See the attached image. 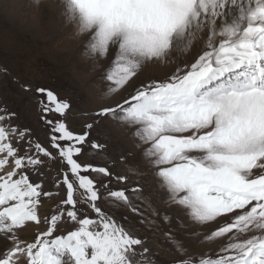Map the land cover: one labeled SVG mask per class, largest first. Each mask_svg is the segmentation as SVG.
Listing matches in <instances>:
<instances>
[{
  "label": "snow or ice",
  "instance_id": "snow-or-ice-1",
  "mask_svg": "<svg viewBox=\"0 0 264 264\" xmlns=\"http://www.w3.org/2000/svg\"><path fill=\"white\" fill-rule=\"evenodd\" d=\"M66 5L79 32L89 34L93 55L107 57L115 48L106 70L110 93L126 87L145 62L162 60L173 48L190 51L198 37L203 41L199 34L205 27L207 50L183 72L177 69L163 81L143 84L121 103L99 108L81 133L69 130L63 120L70 109L66 100L51 90L35 89L44 96L41 111L60 117L42 118L50 128L51 146L67 168L61 203L69 206L66 216L77 227L66 235L53 238L62 212L45 218L47 229L33 242L20 238L29 222L40 223L41 197L50 193L28 174L42 161L21 156L11 143L13 135L22 139L25 131L2 123L13 113L0 114V170L10 168L0 174V236L11 242L0 252V264H19L22 258L26 264H154L144 242L97 204V182L87 173L111 178V171L74 158L89 141L94 123L109 118L135 127L155 175L172 201L196 221L231 217L206 237L229 234L216 256L184 257L177 264H264V0H66ZM232 7L238 14L224 20L225 10L231 15ZM91 147L99 151L104 145L92 141ZM35 149L51 156L39 143ZM77 195L96 218H81ZM108 195L131 203L125 189Z\"/></svg>",
  "mask_w": 264,
  "mask_h": 264
},
{
  "label": "rangeland",
  "instance_id": "rangeland-1",
  "mask_svg": "<svg viewBox=\"0 0 264 264\" xmlns=\"http://www.w3.org/2000/svg\"><path fill=\"white\" fill-rule=\"evenodd\" d=\"M88 37L89 34L80 33L78 23L70 19L66 0H0V114H5V110L14 114L6 116L2 123L25 131L22 139L13 135L11 143L21 156H32L42 161L36 168H29L28 174L32 182L41 184L43 191L50 193L41 197L38 208L40 223L29 222L20 231L22 239L23 230L32 228L29 231L31 236L22 239L25 242H33L37 234L46 231L45 218L51 215L63 212L53 238L66 235L77 227L66 216L69 206L61 203L66 199V186L62 180L67 168L58 157L57 150L52 148L50 128L42 118L60 117L41 111L40 101L44 96L35 89L51 90L61 100H66L70 109L63 120L69 130L81 133L85 131L86 124L93 123L92 113L99 108L121 103L143 84L163 81L177 69L183 72L207 50L200 38L194 41L191 53L173 48L162 60L145 62L126 87L110 93L112 85L106 79V70L114 59L115 48L107 57H97L88 48ZM214 43L218 44L219 40ZM134 133V126L111 118L100 120L90 130V139L83 145L82 153L74 154L82 165L107 167L112 173L111 178L95 172L87 173L97 182L100 193L98 206L144 242L143 248L148 249V256L154 264H177L184 257L216 256L229 242V234L213 240L206 237L230 223L231 217H218L220 219L216 222L201 224L188 209L174 203L155 175L154 165L145 157L146 145ZM92 141L104 145V148L99 151L93 149ZM37 143L51 156L38 155ZM119 176L127 177L126 181H118L116 177ZM137 187L140 191H132ZM119 189L127 191L130 204L108 195L110 191ZM78 192L83 190L78 189ZM76 199L81 218L85 215L96 218L90 206L84 203V198L77 195ZM251 234H241L239 238L246 239ZM2 237L0 252L11 247V242ZM137 251L142 249L137 248ZM19 264H26V261L22 258Z\"/></svg>",
  "mask_w": 264,
  "mask_h": 264
},
{
  "label": "bare ground",
  "instance_id": "bare-ground-1",
  "mask_svg": "<svg viewBox=\"0 0 264 264\" xmlns=\"http://www.w3.org/2000/svg\"><path fill=\"white\" fill-rule=\"evenodd\" d=\"M226 11V15L223 17V19L224 20H228V21H230L231 19H232V17L233 16H236L237 14H238V12H237V9L235 8V7H232L231 8V15H227V12H228V10L226 9L225 10ZM220 23H221V20L220 19H218L217 20V28L219 29V26H220ZM208 34H209V32H208V28L207 27H205L204 29H203V31H202V33H200L199 35H200V37H203V41H202V43L201 44H205L206 45V38H207V36H208ZM196 40H199V37L196 39ZM176 49V48H175ZM191 51H192V49L190 50V51H188V53H191ZM186 53V52H185ZM7 170H10V168H8L7 166H6V168L5 169H3V170H0V174H2L4 171H7ZM161 182V181H160ZM162 183V182H161ZM161 194L163 195V191H161ZM146 205H150V202H148V204H147V202H146ZM145 205V206H146ZM218 219H220V218H217L216 220H218ZM216 220L215 221H213V222H216ZM210 224H212V223H210ZM30 226V225H29ZM24 231V233H23V236H22V239H27V238H29L30 236H31V234L29 233V231H32V228H26V229H24L23 230ZM196 231V230H195ZM1 237V236H0ZM3 238V237H2ZM1 239V238H0ZM6 240V239H5ZM26 241V240H25ZM31 240H29L28 242H30ZM4 242V241H3ZM2 242V243H3ZM1 244V243H0ZM4 246V245H3ZM5 247V246H4ZM3 247V248H4ZM6 249V248H5ZM2 250V249H1Z\"/></svg>",
  "mask_w": 264,
  "mask_h": 264
}]
</instances>
